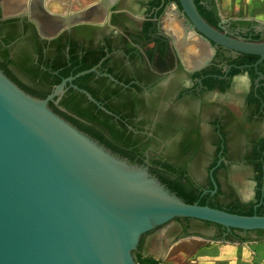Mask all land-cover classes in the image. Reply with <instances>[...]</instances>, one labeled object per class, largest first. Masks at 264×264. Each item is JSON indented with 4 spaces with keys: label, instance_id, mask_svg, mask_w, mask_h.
Masks as SVG:
<instances>
[{
    "label": "water",
    "instance_id": "water-1",
    "mask_svg": "<svg viewBox=\"0 0 264 264\" xmlns=\"http://www.w3.org/2000/svg\"><path fill=\"white\" fill-rule=\"evenodd\" d=\"M177 216L264 229V22L0 0V264H136Z\"/></svg>",
    "mask_w": 264,
    "mask_h": 264
},
{
    "label": "rangeland",
    "instance_id": "rangeland-1",
    "mask_svg": "<svg viewBox=\"0 0 264 264\" xmlns=\"http://www.w3.org/2000/svg\"><path fill=\"white\" fill-rule=\"evenodd\" d=\"M216 2L223 19L251 17L264 21V0ZM214 230L213 224L192 220L190 235L175 236L164 242L158 241V236L150 238L139 251L145 256L159 259L160 264H264V241L237 243L213 239L209 236ZM154 234L156 236L157 231Z\"/></svg>",
    "mask_w": 264,
    "mask_h": 264
},
{
    "label": "flooded vegetation",
    "instance_id": "flooded-vegetation-1",
    "mask_svg": "<svg viewBox=\"0 0 264 264\" xmlns=\"http://www.w3.org/2000/svg\"><path fill=\"white\" fill-rule=\"evenodd\" d=\"M233 19H239V18L236 17V18H233ZM221 20L225 21V20H230V19L221 18ZM207 225H210V224H207ZM160 227L163 228V233L160 231ZM160 227H155V228L143 233L141 235V238H140V241H139V244H138V248L141 249L142 246L144 245V243L146 242V240H148L150 238L151 239L156 238L157 236H158V238H157L158 241L164 242L165 239H171V238H173L175 236H183V235H190L191 234V232H190V222L185 224V221L182 220V219L173 218L170 221L162 224ZM156 231H157V234L155 236L154 233ZM229 232H230V229H227V228L218 229L215 226V230L211 233L212 235L209 236V237L212 238L213 235H215L217 237H220V238H216V239L224 240L223 237L226 236ZM159 233H162V235L161 234L159 235ZM234 233H236V232H234ZM239 233L244 234L243 232H239ZM193 234H195V233H193ZM252 234H254V233H252ZM213 239H215V238H213Z\"/></svg>",
    "mask_w": 264,
    "mask_h": 264
},
{
    "label": "trees",
    "instance_id": "trees-1",
    "mask_svg": "<svg viewBox=\"0 0 264 264\" xmlns=\"http://www.w3.org/2000/svg\"><path fill=\"white\" fill-rule=\"evenodd\" d=\"M215 2H216V0H215ZM216 7H217L218 15L221 18V15L219 14L217 2H216ZM239 19H241V18H239ZM175 218L184 220L185 224H187L188 222H190L192 220H196V221L204 222L205 224H214L218 229H225L226 228L225 226H223L219 223H214L211 221L197 219V218H193V217L177 216ZM234 232H236V233H234ZM239 232H243L244 234H241ZM252 233H254L255 236H253ZM212 238L216 239V238H220V237L213 235ZM223 239L229 240V241H237V242L264 239V229H246V230H244V229H240V228L231 227L230 232L226 236H224ZM134 257L136 260V264H160L159 259L154 258L152 256H147V255L145 256V255L141 254L138 247L136 250H134Z\"/></svg>",
    "mask_w": 264,
    "mask_h": 264
},
{
    "label": "crops",
    "instance_id": "crops-1",
    "mask_svg": "<svg viewBox=\"0 0 264 264\" xmlns=\"http://www.w3.org/2000/svg\"><path fill=\"white\" fill-rule=\"evenodd\" d=\"M219 9V8H218ZM238 18H248V17H238ZM256 19V18H254ZM264 22V21H263ZM253 236H255V234H252ZM248 241H254V242H260V241H264V239H258V240H248ZM231 242H236V241H231ZM237 243H240V242H237Z\"/></svg>",
    "mask_w": 264,
    "mask_h": 264
}]
</instances>
